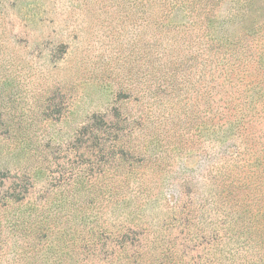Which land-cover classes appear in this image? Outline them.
Segmentation results:
<instances>
[{"label":"rangeland","instance_id":"374dc122","mask_svg":"<svg viewBox=\"0 0 264 264\" xmlns=\"http://www.w3.org/2000/svg\"><path fill=\"white\" fill-rule=\"evenodd\" d=\"M145 1L0 0V264H264L257 35Z\"/></svg>","mask_w":264,"mask_h":264},{"label":"trees","instance_id":"16d2710c","mask_svg":"<svg viewBox=\"0 0 264 264\" xmlns=\"http://www.w3.org/2000/svg\"><path fill=\"white\" fill-rule=\"evenodd\" d=\"M217 1L218 0H190V14L193 16L191 24L195 26L198 32L200 31L210 38H225L226 41H229L227 43L228 46L230 44H237L242 40L248 42L250 32L253 36L257 35V41L261 44V49L257 50L256 46H254L256 49L255 55L250 57L249 48L245 46V48L242 49V53L248 57L252 68L258 61H260L259 64H264V15L261 13L264 9V0H235L231 8L233 11L231 15H229L232 24H228L226 28H220L218 19L215 20L213 16L209 14H213V7ZM168 3H170L168 0H146L142 3V6H147L149 8L156 7L162 10ZM174 5L179 6L180 0H175ZM201 11L204 12L203 20L200 19ZM194 12L195 14H193ZM234 21H237L236 24L233 23ZM204 25L209 26L204 27ZM211 30L213 31L209 33ZM254 63L255 65H253Z\"/></svg>","mask_w":264,"mask_h":264}]
</instances>
